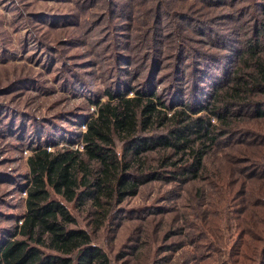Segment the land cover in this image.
Wrapping results in <instances>:
<instances>
[{"label": "trees", "instance_id": "16d2710c", "mask_svg": "<svg viewBox=\"0 0 264 264\" xmlns=\"http://www.w3.org/2000/svg\"><path fill=\"white\" fill-rule=\"evenodd\" d=\"M54 1H73L74 6L66 8L69 13L33 12L34 22L23 19L21 26L30 25L29 35L45 48L43 65L47 72L55 69L60 89L82 93L85 106L95 110L87 107L62 118L75 127L85 125L72 136L59 124L47 128L36 118L24 124L18 111L0 110L9 118L0 123V135L11 133L19 146L31 151L22 181L0 173L26 194L16 224L0 230V264H112L96 244L99 233L117 212L133 213L121 208L123 203L155 181L191 184L195 209L208 207L180 217L182 238L175 246L162 247L152 239L146 246L149 264L169 262L180 249L184 257L177 264H264V0L237 9L241 15L234 21L255 8V14L237 25L247 28L246 38L240 39L215 28L216 22L233 15H222L218 6L237 7L240 0H199L200 13L193 7L178 10L177 3L186 0H106L102 10L97 8L100 0ZM95 14L93 27L85 30L105 19L110 22L107 37L100 36L92 46L106 51L105 61L111 57L114 63L107 72L113 78L105 77L99 91L88 77L99 72L97 62L72 61L57 47L74 45L78 38L70 35L71 29L81 28L86 15ZM187 26L196 34V45L182 33ZM6 51L0 54L6 56ZM56 61L62 67L53 66ZM85 66L95 70L85 73ZM122 74H131L132 83ZM34 80H18L9 87H32ZM159 85H164L163 99L157 94ZM129 92L136 96L128 97ZM174 102L182 108L166 113ZM248 117L254 120L244 124ZM224 137L232 141L222 142ZM59 141L70 146L81 141L82 149L59 146ZM211 157L223 164L211 165ZM142 243L144 247L147 242ZM185 246L191 249L183 250ZM166 251L171 255L161 256Z\"/></svg>", "mask_w": 264, "mask_h": 264}, {"label": "rangeland", "instance_id": "374dc122", "mask_svg": "<svg viewBox=\"0 0 264 264\" xmlns=\"http://www.w3.org/2000/svg\"><path fill=\"white\" fill-rule=\"evenodd\" d=\"M223 1L227 4L231 2V0ZM256 1L263 0H240L237 7L219 5V9L224 12L222 15H233L232 17H228L231 18L230 20L216 22V30L222 34H229L230 37H234V39L246 38L247 28L238 27L237 25L245 22L251 14H255V8H252L250 13L247 14L242 21L234 20L238 18V14L241 15V13L237 11L240 6H245L250 2ZM100 2L101 4H99L97 8L99 9L100 7V10H102V8L106 7L107 1L100 0ZM200 4L201 2L199 0H186L185 3H177V6H179L177 9L193 7L195 12L200 13L202 11ZM73 6V1L0 0V51L3 49L7 50L6 56L5 54L4 56L2 53L0 54V105H2L0 110L6 109L10 114L13 110L18 111L16 113L24 115L25 119L22 118L21 121L24 122V124H26L28 119L33 121L32 118H36L39 125H46L47 128L50 127L48 124H59L64 126L66 130H68L67 132H69L68 135L71 136L73 135V131H84L85 125L82 124L81 126L75 127L70 121H62V118L69 116V112L80 111L83 110V108L86 109L88 106H85L86 101H83L84 96L82 93L72 95L60 89L58 79L56 80L54 78L56 74L55 69L52 72H47V68L43 65L47 55L44 53L45 48L39 47L36 41L29 35L30 25L24 22L22 23L23 26H21V22L23 19L34 22L32 19L33 12L69 13L70 10L66 8H73ZM165 7L170 11L174 10L171 3H166ZM86 13L87 10H84L81 12V15L84 16ZM91 16L86 15L87 22L81 28H74L71 29L73 32H69L71 36L72 33H76V38H78V40L74 42V45H58L57 47L64 50L63 57H69L73 59L72 61L97 62L95 68L98 69L99 72L96 71L94 74H88V77L92 78L90 81L93 83V89L99 91L105 86V77H108V80L113 78L111 74L107 76V72L109 66L114 63L111 57L105 61L103 53H106V51L103 53H100L101 49L95 51V47L92 45L100 36L102 39L104 38L107 34L110 22L105 19L100 26L85 30L87 26L92 28L96 21V14ZM17 23L20 25L19 27H17ZM38 24L40 23H31L32 26L41 27L38 26ZM43 27L46 28V26ZM182 27H186V25ZM190 28L191 27H189V29ZM189 29L187 26V30L182 31V33L187 39L189 38L192 45H196V34ZM86 31L92 32L88 35H82ZM65 33L68 34L67 32ZM249 34L248 32L247 36ZM52 35H54V33ZM106 37L107 36H105V38ZM28 38H30L31 41L29 40L24 44L25 40ZM109 40L111 39L109 38ZM171 40L173 41L174 39ZM102 44L101 48L104 47L105 43ZM107 48L110 49V53H113L112 46L108 45ZM53 55V58L57 59L55 53ZM73 56L77 57L73 58ZM58 61H60V59H58ZM164 64H167V62ZM52 65L56 66V68L62 67L61 63L57 61ZM127 68H129V66ZM81 70L86 73L87 71L90 72L95 69L85 66ZM101 71H106V74H99ZM68 75L69 74L66 76ZM123 75L126 77V80L131 82V74H122V76ZM164 75L167 76V74ZM184 75L186 78L190 76V74ZM27 78L35 79L36 81H34L37 83H34L32 87L24 86L25 84L21 85L22 88H20L21 86H19V88L14 87L13 89L9 87L11 83H17L18 80L21 81ZM37 84H39V86H37ZM163 86L159 85V92H157L160 99H163V95L165 94ZM127 96L135 97L136 95L134 92H129ZM104 100L105 98H101L100 102ZM153 101L157 105V108L161 110L162 107H160L159 99L154 97ZM166 101L167 99H165L164 103H166ZM181 108V105L174 102L173 108L168 107V109H165V112L171 114L175 109ZM88 110L93 112L95 106L88 107ZM202 114L203 113L200 112L198 114H192V116L196 117ZM4 118L9 120L7 113L3 114V111H0L1 124ZM252 120H254L252 117L245 118L244 124L251 123ZM211 121L214 122L215 119H211ZM18 122L20 121L18 120ZM34 122L35 121H33V123ZM5 123H7V121H5ZM251 126L256 130L259 128L257 124H252ZM221 141L231 142L232 140L224 137ZM63 142L65 141H59V146H68L79 150L82 149L81 141L71 146ZM216 152L217 150L214 151V154H216ZM30 154V149L19 146L17 139L11 136V133L4 132L0 135V173L11 175L12 178L16 177L17 180L22 181L23 177L21 176H24L28 172L26 158ZM234 155L240 156L239 153ZM210 159L211 165L223 164V162L220 161L221 159H214V157ZM210 168L212 169V166H210ZM235 177L238 178V175L236 174ZM141 190L139 196L127 199L121 206V208L133 211V213L126 214L125 212H117L116 217H114L98 235L99 238L96 244L101 246L108 253L112 264H149L147 259L149 258L148 251L150 248L146 246L153 242L151 241L152 239H158L156 240L158 242L157 244L162 247L171 248L175 246L182 238L183 229L181 227L180 217H184L192 212L198 214L201 210L208 207L195 209V201L193 198L194 188L191 184L182 187V185L174 184V182L171 181H155L143 187ZM177 194H179V196L183 194L184 196H182V199L177 198ZM236 194H241V189L236 191ZM25 195L24 191L16 190L9 179L0 178V230L1 228L11 230L13 225L16 224L17 220L15 218L24 212ZM194 219L195 218L192 217L190 220ZM18 224L20 225L21 223L18 222ZM82 226L84 227L83 224ZM166 236L169 237L166 238ZM18 237V235H14L13 239ZM142 241L147 242L144 247L140 244ZM190 249L189 246L183 248V250L187 251ZM140 252L141 254H139ZM170 255L171 251H166L161 256ZM136 256L137 258L135 259ZM183 257L182 250L180 249L172 255L171 261L169 260V262H149L151 264H177L178 260L183 261Z\"/></svg>", "mask_w": 264, "mask_h": 264}]
</instances>
